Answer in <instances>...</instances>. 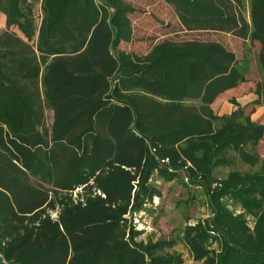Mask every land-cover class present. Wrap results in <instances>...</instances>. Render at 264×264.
Listing matches in <instances>:
<instances>
[{"label":"trees","instance_id":"trees-1","mask_svg":"<svg viewBox=\"0 0 264 264\" xmlns=\"http://www.w3.org/2000/svg\"><path fill=\"white\" fill-rule=\"evenodd\" d=\"M163 1L185 31L249 41L264 71V0ZM134 12L122 0H0L2 261L184 264L176 240H138L132 224L160 196L156 175L204 196L209 216L182 230L193 261L264 264V152L253 153L264 125L235 99L230 115L211 109L247 82V61L217 41L121 51ZM232 152L257 169L218 178Z\"/></svg>","mask_w":264,"mask_h":264},{"label":"rangeland","instance_id":"rangeland-1","mask_svg":"<svg viewBox=\"0 0 264 264\" xmlns=\"http://www.w3.org/2000/svg\"><path fill=\"white\" fill-rule=\"evenodd\" d=\"M122 1L131 5L135 12L130 15L133 28V39L129 44H121V51L142 57L162 41H217L230 51H233L238 61L242 62V60L245 59L247 61L246 68L250 74L247 76V83L252 90L243 94H253L258 98L255 91L257 89L256 84L260 82L261 85H263L261 89L262 97H260L262 99V105H255L256 99L244 106V109L246 108L249 111L254 108V112L252 113L253 116L251 115V117L253 122H257L262 111L259 110V112H256L257 108L262 107L264 111V71L260 67L258 59L259 52L255 48L256 46L250 44L249 41H243L233 34L185 31L175 17L173 9L166 5L163 0ZM32 13L36 20H38L40 14L39 3L33 5ZM248 15L249 12L247 10L245 14L246 18H248ZM4 29L5 23L0 27V33ZM11 31H14L21 37V34L16 28H13ZM43 107L45 125L46 127H50L52 124V112L45 106ZM211 109L217 116L225 115L224 111L220 109H215L212 106ZM263 152L264 140H261L259 146L253 153H257L258 156L262 157L261 154ZM230 156L232 157L231 165L220 167L215 172L218 178H225L226 175L233 170L241 173H249L257 169V167L252 168L248 164L242 162L238 155L233 152L230 153ZM151 184L158 188L160 196L155 197L152 204L146 205L143 211L134 215L132 224L136 230L142 231L138 240L146 241L149 238L152 240L158 238L174 239L176 240V244L172 248V251L174 250L182 255L184 264H201L200 262L192 260L182 240V230L186 225H193L198 220L205 219L209 216L210 212L205 205L202 192L199 189L194 191L193 187L185 188L179 181L165 183L156 175L152 177ZM192 197H194V199L191 201L190 199ZM238 211L237 209L236 213ZM52 217L55 218V214L52 213Z\"/></svg>","mask_w":264,"mask_h":264},{"label":"crops","instance_id":"crops-1","mask_svg":"<svg viewBox=\"0 0 264 264\" xmlns=\"http://www.w3.org/2000/svg\"><path fill=\"white\" fill-rule=\"evenodd\" d=\"M5 23V16L0 13V27ZM252 90L249 84L243 83L238 88L231 90L227 92L226 94L220 95L215 102L213 103L212 107L215 109H220L221 111H224L225 115H230L236 107L231 105L229 101L231 99H236L238 104H240L241 107H244L245 105L249 104L251 101H255L258 99L253 94H247L244 95L243 93L248 92ZM259 110H262L260 113V116L258 117L257 122L264 125V111L262 107H258L256 112H259ZM253 116V115H252ZM252 120V117H251ZM253 121V120H252Z\"/></svg>","mask_w":264,"mask_h":264},{"label":"water","instance_id":"water-1","mask_svg":"<svg viewBox=\"0 0 264 264\" xmlns=\"http://www.w3.org/2000/svg\"><path fill=\"white\" fill-rule=\"evenodd\" d=\"M0 264H5V262L2 261L1 256H0Z\"/></svg>","mask_w":264,"mask_h":264}]
</instances>
